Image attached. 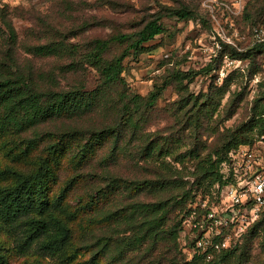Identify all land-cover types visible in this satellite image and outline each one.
Instances as JSON below:
<instances>
[{
	"label": "trees",
	"instance_id": "16d2710c",
	"mask_svg": "<svg viewBox=\"0 0 264 264\" xmlns=\"http://www.w3.org/2000/svg\"><path fill=\"white\" fill-rule=\"evenodd\" d=\"M258 5L264 0L247 2L245 16ZM168 16L190 20L192 13ZM161 21L157 16L135 33L96 39L85 50L66 38L20 48L0 0V150L12 145L7 156L28 166L0 170V224L26 264H72L82 252L90 255L86 264H264V214L211 261L189 260L181 246L187 223L202 220L233 182L225 168L230 155L264 136V79L248 113L231 126L258 71L246 83L234 71L222 86L190 94L185 82L212 74L211 63L201 73H170L145 97L133 93L124 61L152 51L149 44L166 33ZM220 42L221 55L233 60L264 52V44L239 53ZM116 44L128 47L108 59ZM21 51L61 62V73L75 81L67 89L54 74L36 73L20 63ZM89 72L99 78L93 90ZM171 86L179 96L167 112L172 124L152 128L150 116ZM86 118L92 123L80 126Z\"/></svg>",
	"mask_w": 264,
	"mask_h": 264
},
{
	"label": "rangeland",
	"instance_id": "374dc122",
	"mask_svg": "<svg viewBox=\"0 0 264 264\" xmlns=\"http://www.w3.org/2000/svg\"><path fill=\"white\" fill-rule=\"evenodd\" d=\"M211 0H2L3 7L9 19L14 25L19 47L45 43L48 40L66 38L73 44L80 45L82 50L88 49L92 41L107 39L121 34H132L140 30L154 17L161 16L166 33L157 37L149 45L152 51L141 55L137 59L128 58L124 61L125 78L130 90L138 95L147 96L154 88L156 82L170 73L202 72L213 63L212 74L201 73L185 86L189 87V93L199 95L210 91L211 86H222L223 81L234 71H239V81L246 83L251 71H258L250 82L247 97L243 108L227 126L241 121L248 113L250 102L259 94V82L264 79V52L255 56L254 60L241 61L239 66L228 65L225 56L221 55L222 45L216 34L218 24L214 23L209 9L205 6ZM218 2L221 0H217ZM216 7V6H215ZM243 7L241 13L233 18L234 30L226 27V18L223 11L215 8L219 25L224 29L237 48L243 53L254 47L252 30L256 24L264 19V6L250 8L249 17L245 16ZM186 9L192 13L190 20H179L168 16L170 10ZM227 28V29H225ZM216 37V39H214ZM3 41L0 40V44ZM221 46V48L218 47ZM128 47L114 45L107 58L120 56ZM20 52V63H29L28 66L38 74H54L63 88L70 87L75 81L71 75L62 74L61 62L53 59H32ZM230 53V51H229ZM230 60H233L227 55ZM28 60L25 61V60ZM238 61V60H236ZM99 84L96 73L89 72L87 89L93 90ZM238 83H236L237 85ZM242 87V86H241ZM244 87V86H243ZM236 87L233 86V90ZM228 96L225 98L227 100ZM179 96L173 86L169 87L162 99L157 103L156 109L150 116L149 123L152 128L165 130L172 124L167 112L175 108L173 103ZM92 119H84L80 126L86 127L92 123ZM5 140V139H4ZM12 145L0 150V170L6 167L15 169H27L28 166L14 162L7 152ZM3 149V148H1ZM1 186V184H0ZM225 193L222 194L224 200ZM206 203V202H205ZM205 203L202 204L204 208ZM208 204V203H206ZM222 203L215 201L210 207H220ZM230 230H225L224 235H230ZM237 240V239H236ZM232 240V243L236 242ZM238 241V240H237ZM0 244L5 248L3 253L6 264H26L28 258L20 256L14 250L13 236L0 224ZM181 246L185 250H191L193 241L190 237L181 239ZM185 253V252H184ZM188 257V255L186 254ZM90 259L87 253H80L72 264H86ZM45 264H60L46 260Z\"/></svg>",
	"mask_w": 264,
	"mask_h": 264
},
{
	"label": "built area",
	"instance_id": "2783aa9c",
	"mask_svg": "<svg viewBox=\"0 0 264 264\" xmlns=\"http://www.w3.org/2000/svg\"><path fill=\"white\" fill-rule=\"evenodd\" d=\"M248 1L251 0H211L205 5L214 23L218 24L216 34L220 40L236 48L219 25L215 8L223 11L226 18L224 25L234 30L233 18L241 13ZM252 35L253 45L264 44V23L255 26ZM225 62L231 66L241 64L237 63L241 61L230 60L227 56ZM225 168L233 174L234 180L225 189L220 207L212 208L202 220L187 223L186 230L193 241L192 249L185 250L189 260L196 255H203L207 261L213 260L216 253L229 248L232 240H239L264 214V136L252 147H243L232 153L230 164ZM225 230H230V235H224Z\"/></svg>",
	"mask_w": 264,
	"mask_h": 264
},
{
	"label": "crops",
	"instance_id": "0c3cea01",
	"mask_svg": "<svg viewBox=\"0 0 264 264\" xmlns=\"http://www.w3.org/2000/svg\"><path fill=\"white\" fill-rule=\"evenodd\" d=\"M249 2V1H248Z\"/></svg>",
	"mask_w": 264,
	"mask_h": 264
}]
</instances>
